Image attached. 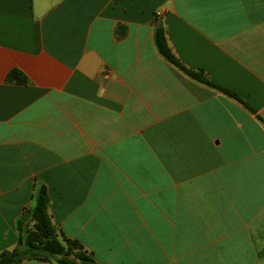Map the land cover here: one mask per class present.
<instances>
[{
    "label": "crops",
    "instance_id": "crops-1",
    "mask_svg": "<svg viewBox=\"0 0 264 264\" xmlns=\"http://www.w3.org/2000/svg\"><path fill=\"white\" fill-rule=\"evenodd\" d=\"M40 188L98 264H264V0H0V253Z\"/></svg>",
    "mask_w": 264,
    "mask_h": 264
},
{
    "label": "trees",
    "instance_id": "trees-1",
    "mask_svg": "<svg viewBox=\"0 0 264 264\" xmlns=\"http://www.w3.org/2000/svg\"><path fill=\"white\" fill-rule=\"evenodd\" d=\"M154 43L159 55L190 79L221 91L253 112V109L237 95L209 81L203 70L189 69L177 60L167 44L165 31L161 25L154 31ZM7 81L20 85L27 83L25 76L18 70H11L7 75ZM47 202L46 191L40 188L34 208L25 213V218L32 222V227L19 224L22 238L15 249L0 253V264H20L29 260L56 264H98L78 241L58 236L47 213Z\"/></svg>",
    "mask_w": 264,
    "mask_h": 264
}]
</instances>
